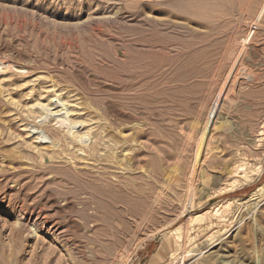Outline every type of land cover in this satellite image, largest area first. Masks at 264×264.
I'll return each mask as SVG.
<instances>
[{
  "label": "rangeland",
  "instance_id": "374dc122",
  "mask_svg": "<svg viewBox=\"0 0 264 264\" xmlns=\"http://www.w3.org/2000/svg\"><path fill=\"white\" fill-rule=\"evenodd\" d=\"M263 4L0 0V264H264Z\"/></svg>",
  "mask_w": 264,
  "mask_h": 264
},
{
  "label": "bare ground",
  "instance_id": "6f19581e",
  "mask_svg": "<svg viewBox=\"0 0 264 264\" xmlns=\"http://www.w3.org/2000/svg\"><path fill=\"white\" fill-rule=\"evenodd\" d=\"M264 5V4H263ZM262 7V6H261ZM263 10V9H262ZM263 12V11H262ZM261 13V12H260ZM260 13H259V16H262V15H260ZM258 16V17H259ZM259 19H260V17H259ZM244 49V48H243ZM243 51V50H242ZM240 53V52H239ZM242 53V52H241ZM238 55V54H237ZM240 57V56H239ZM239 59V58H238ZM235 61H236V58H235ZM240 62V61H239ZM239 67V66H238ZM233 68H234V65H233V67L231 68L232 69V71L231 72H233ZM238 69V68H237ZM235 70V69H234ZM229 74H230V72H229ZM234 75V74H233ZM231 76V75H230ZM229 76V77H230ZM235 76V75H234ZM228 78V77H227ZM226 78V80L228 81V79ZM229 82V81H228ZM231 82V81H230ZM235 83V82H234ZM224 84H226V81H225V83ZM229 86V85H228ZM223 88H224V85L222 86ZM224 90V89H223ZM222 91V90H221ZM222 93V92H221ZM220 97V96H219ZM226 97V96H225ZM59 102H60V100H58ZM62 102V101H61ZM214 105H213V107L211 108V110H210V112H209V114H208V116H207V119H206V122H205V125H204V130H202L203 131V133H202V131H201V133H202V135L203 136H207V134H209L210 133V131H211V127L213 126V124L214 123H216V122H220L221 120L220 119H218V116H219V105H220V102H219V99L215 102V103H213ZM53 105H54V103H53ZM222 105V104H221ZM221 107V106H220ZM44 114V113H43ZM43 116V115H42ZM45 116V115H44ZM46 117V116H45ZM226 117V116H225ZM65 118L67 119L68 118V116H67V114H66V116H65ZM227 118L228 117H226V120H227ZM217 119L218 120H220V121H217ZM70 120V119H69ZM205 120V119H204ZM225 120V121H226ZM224 121V117H223V120H222V122ZM224 121V122H225ZM81 122V121H80ZM76 125H79V122H78V124L77 123H75L74 121L72 122V124L70 125V127L69 128H66V130H68V131H70V132H73L74 131V129H75V127H76ZM216 125H218V124H216ZM221 125V124H220ZM220 125H218V126H220ZM68 126V125H67ZM78 127V126H77ZM220 128V127H219ZM252 128V127H251ZM217 128H215V130H216ZM249 129V128H248ZM218 130V129H217ZM32 131V130H31ZM247 131V130H246ZM41 132V131H40ZM39 132V133H40ZM43 132V131H42ZM70 132H69V134H70ZM249 132V131H248ZM247 132V133H248ZM255 132L257 133V135H258V140L257 139H255V138H252L251 140H250V143L251 144H253V145H255V146H262V145H264V120H260V118H259V116H258V119H256V122H255ZM245 133V132H244ZM211 134V133H210ZM215 135V134H214ZM213 135V136H214ZM246 135V134H245ZM255 135V134H254ZM98 136V135H97ZM200 136H201V134H200ZM203 136L201 137V139L203 138ZM72 137V136H71ZM192 137V136H191ZM240 137V136H239ZM249 137H250V135H249ZM42 138L44 139H47V138H49L48 137V135H45L44 133L42 134L41 133V135H39V140L41 139L42 140ZM67 138V137H66ZM74 138L76 139V141H78L80 144H82V145H84L85 147H87L88 149H89V151H90V149H92V146L93 145H95V147H102V143H101V141H98V140H93L92 141V139H91V137H90V134L89 133H84V134H78V135H75L74 136ZM206 138V137H205ZM215 138V137H214ZM219 138V137H218ZM50 139V138H49ZM199 139V138H198ZM207 139V138H206ZM212 139H213V137H212ZM40 140V141H41ZM191 140V139H190ZM197 140V139H196ZM202 140H204V138L202 139ZM208 140V139H207ZM216 142H217V139H214ZM247 140V139H246ZM50 141V140H49ZM90 141H91V143H90ZM201 141V140H200ZM215 141H213L214 143H215ZM248 141H249V139H248ZM53 142V141H52ZM202 142V141H201ZM54 143H57L58 144V142H54ZM197 143H199V142H197ZM217 143H219V142H217ZM206 144V143H205ZM82 145L80 146V147H78L77 148V151H85V148L84 147H82ZM215 145V144H214ZM203 146V145H202ZM61 148L64 150V151H66L65 149V147L63 146H61ZM93 148H94V146H93ZM213 148H215V147H213ZM211 149H212V147H211ZM258 149H260V147L258 148ZM95 150V149H94ZM196 150V149H195ZM200 150V149H199ZM250 150V149H249ZM255 150V149H254ZM92 151H93V149H92ZM91 151V152H92ZM205 151V150H204ZM209 151V150H208ZM207 151V152H208ZM199 152V151H198ZM212 152V151H211ZM201 153V152H200ZM56 154H59V153H56ZM196 154V153H195ZM199 154V153H198ZM197 154V155H198ZM203 154V153H202ZM207 155V154H206ZM209 155V154H208ZM43 159H44V157H45V155H42L41 156ZM195 158V157H194ZM199 158V157H198ZM203 158V157H202ZM124 159V158H123ZM195 161V160H194ZM201 161V160H200ZM203 161V160H202ZM196 163V162H195ZM199 164H201V163H199ZM204 164V163H203ZM193 165V164H192ZM195 165H197V164H195ZM194 166V165H193ZM200 166V165H199ZM201 166H204V165H201ZM198 168H200V170L202 169L201 167H198ZM101 171L104 173V174H106V173H109L110 175H113L112 173L113 172H111V170H112V168H111V166L110 165H104V166H102L101 168ZM142 169H144V168H142ZM203 169H205V168H203ZM124 170V169H123ZM198 169H196V167H193L189 172V174H188V187H189V190H191V191H193L192 189H193V187H194V182L196 181V173L198 172L197 171ZM232 170V169H231ZM125 171V170H124ZM206 171V170H205ZM205 171H204V173H205ZM129 172V171H128ZM232 172V171H231ZM103 174V175H104ZM146 174V173H145ZM205 174H208L207 173V171H206V173ZM216 174V173H215ZM221 174V173H220ZM160 175V174H159ZM210 175V174H209ZM222 175V174H221ZM145 176V175H144ZM216 176V175H215ZM211 177V176H210ZM220 177V176H219ZM187 178H186V180H187ZM203 178V177H202ZM211 180H212V178H210ZM218 179V178H217ZM221 179V178H220ZM147 180V179H146ZM223 180V179H222ZM153 181V180H152ZM218 181H220V180H218ZM148 183V182H147ZM152 183V182H151ZM202 183V182H201ZM209 183V182H208ZM215 183H216V181H215ZM214 183V184H215ZM221 183V182H220ZM186 184H187V182H186ZM207 184V183H206ZM213 184V183H212ZM219 183H217V185H218ZM103 185V184H102ZM159 185V184H158ZM161 185V184H160ZM200 185V184H199ZM198 185V186H199ZM210 185V184H209ZM209 185L207 186V187H209ZM216 185V184H215ZM204 186V185H203ZM202 186V187H203ZM152 187V186H151ZM176 187H178V186H176ZM196 188L195 189H197V185L195 186ZM262 187H264V184L262 185V186H260L259 188H258V190H260V189H262ZM167 188V187H166ZM187 188V187H186ZM199 188H201L200 186H199ZM210 188V187H209ZM176 189V188H175ZM203 189V188H202ZM202 189H200V190H202ZM197 190H199V189H197ZM207 190V189H206ZM205 190V191H206ZM258 190H255V191H253L252 192V194H254L255 192H257ZM167 191V190H166ZM187 191V190H186ZM191 191H188V192H191ZM204 190L202 191V192H205ZM187 192V193H188ZM192 193V192H191ZM193 194V193H192ZM190 195V194H189ZM186 197H187V195H185ZM159 197V196H158ZM191 197V196H190ZM212 197V196H211ZM251 197V196H250ZM203 198H205V197H203ZM179 199V198H178ZM191 198H189V200H190ZM181 200V199H180ZM203 200V199H202ZM200 201H201V198H200ZM229 201V200H228ZM233 201V200H232ZM158 202V201H157ZM185 202V201H184ZM187 202V201H186ZM203 202V201H202ZM187 204V203H186ZM188 205H190V203L188 204ZM187 205H185V207H186ZM192 209L194 208V207H191ZM216 208V207H215ZM218 208V207H217ZM183 209V208H182ZM184 210V209H183ZM190 211V210H189ZM206 211V210H205ZM208 211V210H207ZM183 212V211H182ZM204 212V211H203ZM184 213V212H183ZM191 216V214L188 212V218ZM197 216V215H196ZM198 216H199V214H198ZM193 218H195L194 216H193ZM200 218V217H199ZM186 220V219H185ZM44 221V220H43ZM177 221V220H176ZM187 221H189L188 219L185 221V222H187ZM192 221V220H191ZM34 222V221H33ZM41 222V221H40ZM192 223V222H191ZM189 224H190V222H189ZM22 227V226H21ZM181 227L182 226H179L178 228H176L175 230L178 232L180 229H181ZM169 228V227H168ZM188 229V228H187ZM186 228H185V231L187 230ZM16 230H17V228H16ZM175 230H173V231H175ZM184 230V229H183ZM16 232V231H15ZM17 233V232H16ZM21 233V232H20ZM19 235V234H18ZM12 236V238L15 236L16 237V235L14 234V235H11ZM186 236V235H185ZM184 236V237H185ZM17 238H20V237H17ZM179 238V237H178ZM11 239V238H10ZM14 239V238H13ZM12 239V240H13ZM1 240V239H0ZM16 241H17V239H15ZM181 240V239H180ZM14 241V240H13ZM185 242V241H184ZM17 243V242H16ZM165 246V245H164ZM2 247V246H1ZM1 247H0V256L1 255H4V254H2L3 252H2V249H1ZM160 254V253H159ZM4 256H2V258H3ZM1 258V260H3ZM7 258V257H6ZM16 259V258H15ZM14 259V260H15ZM18 259V258H17ZM16 259V260H17ZM9 261V263H10V260L11 259H8ZM14 260H12V261H14ZM15 260V261H16ZM6 261V264H7V260H5ZM5 261H3L2 262V264H5ZM1 262V261H0ZM11 264H15V262L13 263V262H11Z\"/></svg>",
  "mask_w": 264,
  "mask_h": 264
}]
</instances>
